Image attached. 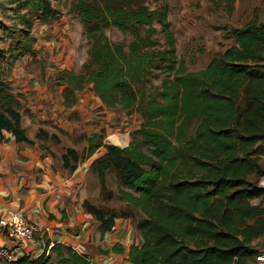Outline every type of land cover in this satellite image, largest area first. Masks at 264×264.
Listing matches in <instances>:
<instances>
[{"label":"trees","instance_id":"1","mask_svg":"<svg viewBox=\"0 0 264 264\" xmlns=\"http://www.w3.org/2000/svg\"><path fill=\"white\" fill-rule=\"evenodd\" d=\"M11 3L46 24L61 15L51 0ZM70 14L86 27L88 61L79 73L60 75L65 106L92 85L105 108L138 113L142 121L127 148L105 145L100 133L87 138L81 155L68 149L62 158L73 172L81 158L107 150L94 169L102 182L108 174L115 176L116 200L125 206L117 212L85 203L102 234L117 219L133 220L142 245L128 250L131 264H256L255 243L264 238V204H253L264 190L252 181L264 176V24L255 18L232 28L236 44L205 70L190 72L178 62L166 12L140 0H74ZM156 22L164 33L165 51L159 53L151 50ZM108 26L130 32L134 42L128 47L113 43L104 34ZM7 59L0 48V143L8 133L19 144L34 145L22 128L19 96L4 81ZM158 69L161 86L153 87ZM49 139L44 130L36 136ZM51 252L56 264H93L62 244ZM14 264H46V259Z\"/></svg>","mask_w":264,"mask_h":264},{"label":"crops","instance_id":"2","mask_svg":"<svg viewBox=\"0 0 264 264\" xmlns=\"http://www.w3.org/2000/svg\"><path fill=\"white\" fill-rule=\"evenodd\" d=\"M255 18L260 24H264L259 21L258 16L253 17ZM59 29L67 30L71 36L68 52L61 54L64 47L59 51L61 55L54 56L52 52L48 56L49 65L44 72L45 80L31 82L32 75L27 73L24 80L16 81L13 89L17 92L20 102H25L27 110L30 109L27 113L23 110V129L26 130L32 120H37L35 115H41L42 121L64 129L71 124L75 126V118H80L86 128L82 132L66 133L77 137L78 140L81 138L84 150L88 146L89 136L100 134L103 129L109 130V122L117 125L118 119L111 120L110 116L113 114H110V109L105 108L97 95L94 96L90 92L88 95L83 94L84 91L78 93L75 102L69 107L65 106L64 86H56L54 78L64 71H81L87 57L84 52L86 37L83 26L81 31L78 26L75 30L73 26L70 27L68 21ZM60 35L63 38V34ZM60 35L58 32L54 35L52 33L54 42ZM118 117L121 118V115ZM131 117L132 115H129L121 119L126 121ZM114 124L112 127L116 126ZM78 126L76 128H79ZM141 126L142 121L137 120V127L130 129V138L128 133L124 132L123 136L119 130L109 132L107 137L103 138L104 144L127 148L132 133L140 130ZM38 131L37 129V132H26L34 145L19 144L8 133L5 135V141L0 143V216L13 211L24 217L35 229L33 240L27 243L25 251L16 255L15 263L25 259L32 262L45 256L46 264H56L51 250L56 244H62L86 256L93 264H131L127 256L128 250L142 245V238L133 220L117 219L113 229L103 235L101 223L85 209L86 202L97 207L94 202L99 199L100 192L99 189L96 191L91 188V175L95 171V161L104 157L107 150L101 148L91 157L81 158L76 170L70 172L63 166L62 158L65 153L59 154L53 143H47L49 141L36 140ZM83 132L85 135L81 134ZM47 133L53 135V132ZM262 147L264 151V143ZM69 149L79 152L76 147ZM261 166L264 170V155L261 158ZM252 181H256L259 188L264 190V176L252 177ZM260 203L264 204V196L253 201L254 205ZM121 205L125 206L124 203ZM8 245V242L0 238V246ZM255 247L260 254L264 252L260 249L264 248V238L257 241Z\"/></svg>","mask_w":264,"mask_h":264},{"label":"rangeland","instance_id":"3","mask_svg":"<svg viewBox=\"0 0 264 264\" xmlns=\"http://www.w3.org/2000/svg\"><path fill=\"white\" fill-rule=\"evenodd\" d=\"M73 1L51 0L61 15L58 20L46 24L36 20L30 11L21 9L17 4H12L11 0H0V48L7 53L8 59L3 63V75L4 81L9 86L14 88L16 81L24 80L27 73L32 75L31 82L45 80L44 72L49 65L48 56L52 52L54 56H58L60 54L59 51L63 50L64 47L65 49L61 54L68 52L70 47L69 40H71V36H69L67 30L59 29L66 25V21L75 30H77V26L80 31L82 26L86 30L78 15L70 14V5ZM89 2L91 3V1ZM140 2L151 10L167 13L170 29L176 38L178 62H183L190 72L205 70L217 54L223 53L235 44L234 39L230 35L232 28L244 27L254 16H258L259 21L264 22V0H140ZM28 23L31 24V27H29ZM153 26L157 31L152 38L156 42V47L151 50L156 53L164 52L162 26L159 22H156ZM55 32H58L59 35L63 34V38L60 35L56 42L51 36ZM104 34L113 43L125 47L130 46L134 42V37L130 32L123 33L114 26L104 28ZM87 51L88 47L85 40L84 52L87 54ZM87 61L88 57H86ZM160 64L166 63L160 61ZM79 72L80 70L75 73ZM42 73L43 75H41ZM68 73L72 72L69 71ZM61 74H57L54 78V82H56L58 87L63 86L61 85ZM154 74L151 86L159 87L161 86L162 72L158 69ZM92 87V85L88 86L83 94L88 95L90 92L96 96ZM14 93L18 96L15 90ZM21 104L22 114H24V109L26 113L30 112V109L27 110L25 102ZM109 112L113 114L110 116L111 120L118 119V123L116 125L114 122H109V130L103 129L102 132L104 138L107 137L109 132H117V130L123 136L124 132L128 133L130 138V129L137 127V120L141 122L140 115L135 112L130 114L120 110H109ZM118 115H121V118L129 115H132V117L122 121ZM35 117L37 120H32L31 125H27L26 132H37V129L39 131L53 132V135L48 133L50 139L46 141H49L47 143H53L59 154H66L69 148L76 147L81 155L84 142L81 138L78 140L77 137H72L69 133H66L82 132L86 128L80 118H75L77 122L75 126L71 124L64 129L52 125L48 121H42L41 115H35ZM79 121L80 124H78ZM112 124L116 126L112 127ZM77 125H79V128H76ZM81 134L85 135L84 132ZM52 137L56 139L52 140ZM127 138L128 136L126 140ZM90 183L92 189L94 188L96 191L99 189L100 192L99 199L94 202L98 208L117 212L124 209V205H121L116 200L118 182L114 175L108 174L105 181L102 182L94 171L91 175ZM109 194H113L112 200L108 199ZM140 217L142 218V215L138 216V218ZM260 249L261 251L264 250L263 247Z\"/></svg>","mask_w":264,"mask_h":264},{"label":"built area","instance_id":"4","mask_svg":"<svg viewBox=\"0 0 264 264\" xmlns=\"http://www.w3.org/2000/svg\"><path fill=\"white\" fill-rule=\"evenodd\" d=\"M34 234V227L21 215L9 211L0 216V238L9 243L0 246V264H14L16 255L25 251ZM257 264H264V252L258 256Z\"/></svg>","mask_w":264,"mask_h":264}]
</instances>
